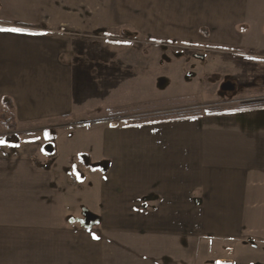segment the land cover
<instances>
[{"label":"crops","instance_id":"obj_1","mask_svg":"<svg viewBox=\"0 0 264 264\" xmlns=\"http://www.w3.org/2000/svg\"><path fill=\"white\" fill-rule=\"evenodd\" d=\"M0 29H20L0 31V110L12 102L18 129L96 117L109 163L58 171L43 148L72 124L0 141V264H264V108L98 119L150 105L167 80L111 33L264 60V0H0Z\"/></svg>","mask_w":264,"mask_h":264},{"label":"rangeland","instance_id":"obj_2","mask_svg":"<svg viewBox=\"0 0 264 264\" xmlns=\"http://www.w3.org/2000/svg\"><path fill=\"white\" fill-rule=\"evenodd\" d=\"M95 21L102 22L100 14L94 15ZM58 31V30H52ZM65 31V30H64ZM66 33L78 34L76 29H66ZM100 34V32H98ZM114 35V37H113ZM108 41L120 45L131 46L133 49L139 47L142 52L155 53L157 61L162 62L161 74L158 69V77L167 76V80L158 81L157 97L150 105L141 104L138 107L122 108L112 114L97 116L108 124H120L132 118H148L161 114H180L188 112L227 111L243 108L244 105L264 102V60L246 57L245 55L234 56L220 53H206L204 61L199 60L201 49L193 45L183 43L162 41L148 38L142 31H126L111 33ZM145 50V51H144ZM206 50V49H204ZM206 52V51H205ZM170 64L168 65L167 64ZM234 85V92L227 94L222 88L225 84ZM223 84V85H222ZM161 86H164L161 88ZM222 86V87H221ZM6 114L1 115L0 141L8 136L19 138L22 142L38 141L43 144L46 134L61 130L63 136H58L45 145L43 150L48 148L55 151L54 155L48 156L60 163L58 171L68 173L78 167L87 170V165L92 159H99L97 165L101 170L109 168V163L102 158L101 146L103 136L93 131L96 117L86 116L77 121H65L55 123L51 126L34 127L22 129L12 126L9 120L10 109L2 107ZM7 109V110H6ZM1 111V110H0ZM264 112L262 117L264 118ZM171 115V114H170ZM106 119V120H105ZM7 123V124H6ZM42 129H45L43 132ZM59 132V131H58ZM60 134V133H59ZM70 135V136H69ZM49 136V135H46ZM45 141V142H46ZM81 151H87L88 154ZM92 153L93 156L90 155ZM102 159V160H100ZM62 176H64L62 174ZM86 196H83L85 199ZM91 223H95L94 220Z\"/></svg>","mask_w":264,"mask_h":264},{"label":"trees","instance_id":"obj_3","mask_svg":"<svg viewBox=\"0 0 264 264\" xmlns=\"http://www.w3.org/2000/svg\"><path fill=\"white\" fill-rule=\"evenodd\" d=\"M3 106L7 108L8 110L12 109V102L11 101H4ZM245 107L243 108H237V109H232V110H227V111H207L205 113L201 112H188V113H180V114H173V113H168V114H161V115H153L148 118H132L131 120H126L122 123H127L131 125H143V124H150V123H157V122H166V121H174V120H182V119H189V118H194V117H200L202 115H213V114H220V113H227V112H234V111H242V110H253V109H260L264 108V102H255V103H250L247 105H244ZM6 109V110H7ZM6 112L5 110L0 111V116L5 115ZM171 114V115H170ZM9 120H11L13 123V127H16L14 117L12 114H9ZM0 123H2V119L0 117ZM3 124V123H2ZM7 124V123H6ZM6 142L11 145H16L20 143L19 138H16L14 136H8L5 138Z\"/></svg>","mask_w":264,"mask_h":264},{"label":"water","instance_id":"obj_4","mask_svg":"<svg viewBox=\"0 0 264 264\" xmlns=\"http://www.w3.org/2000/svg\"><path fill=\"white\" fill-rule=\"evenodd\" d=\"M223 89H224V90H230V89H232V86L227 84V85H224V86H223ZM90 218H91L90 215L87 216L86 221H85L86 226L89 225V223H90V222H89Z\"/></svg>","mask_w":264,"mask_h":264},{"label":"flooded vegetation","instance_id":"obj_5","mask_svg":"<svg viewBox=\"0 0 264 264\" xmlns=\"http://www.w3.org/2000/svg\"><path fill=\"white\" fill-rule=\"evenodd\" d=\"M223 85V84H222ZM225 85H227V84H225ZM228 85H231L232 86V89H230V90H224L223 88V90L227 93V94H230L231 92H234V85H232L231 83H228ZM222 87V86H221Z\"/></svg>","mask_w":264,"mask_h":264},{"label":"snow or ice","instance_id":"obj_6","mask_svg":"<svg viewBox=\"0 0 264 264\" xmlns=\"http://www.w3.org/2000/svg\"><path fill=\"white\" fill-rule=\"evenodd\" d=\"M0 31H14V32H18V31H20V29H0Z\"/></svg>","mask_w":264,"mask_h":264}]
</instances>
